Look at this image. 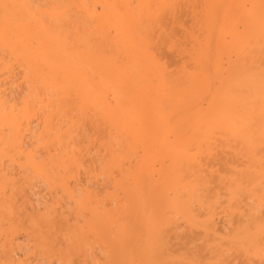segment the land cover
Wrapping results in <instances>:
<instances>
[{
  "label": "bare ground",
  "instance_id": "obj_1",
  "mask_svg": "<svg viewBox=\"0 0 264 264\" xmlns=\"http://www.w3.org/2000/svg\"><path fill=\"white\" fill-rule=\"evenodd\" d=\"M0 264H264V0H0Z\"/></svg>",
  "mask_w": 264,
  "mask_h": 264
},
{
  "label": "rangeland",
  "instance_id": "obj_2",
  "mask_svg": "<svg viewBox=\"0 0 264 264\" xmlns=\"http://www.w3.org/2000/svg\"><path fill=\"white\" fill-rule=\"evenodd\" d=\"M13 89H15V90H13V91H14V93L17 95V93H18V92H17V91H18V89H17V90H16V88H13ZM32 126H33V125H32ZM34 126H35V125H34ZM33 129H35V130H36V128H35V127H33ZM36 188H37V189H36ZM36 188H35L34 190H35L36 192H37V190H39V191H38L37 193L35 192L34 194H33V193L31 194V195H32V199H33V200H36V199H40V198H41V196H40V195H38V194H41V195H43V194H44V192L42 191V190H43V188H42V187L40 188V186H39V187L37 186ZM38 188H39V189H38ZM40 192H42V193H40ZM45 198H46V197H45ZM47 198H48V197H47ZM19 237H20V238H19V241H20V242L22 241L21 243L19 242V244H20V248H22V249H23V248H24V246H25L24 244L26 243V242L24 241V240H25V238H24V240H23V238L21 239L22 235H21V236L19 235ZM23 242H25V243H23Z\"/></svg>",
  "mask_w": 264,
  "mask_h": 264
}]
</instances>
